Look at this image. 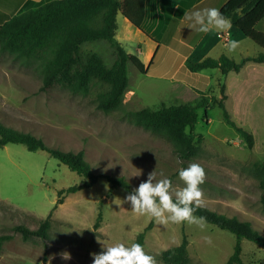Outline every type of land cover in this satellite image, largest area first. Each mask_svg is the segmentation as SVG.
<instances>
[{
  "label": "rangeland",
  "instance_id": "374dc122",
  "mask_svg": "<svg viewBox=\"0 0 264 264\" xmlns=\"http://www.w3.org/2000/svg\"><path fill=\"white\" fill-rule=\"evenodd\" d=\"M256 29L264 31V18ZM236 42L234 50L219 45L209 56L225 55L240 61L262 51L247 37ZM123 46L128 49L126 44ZM135 49L136 44L129 48ZM80 51L82 56L96 52L106 66L115 59L114 49L105 40L84 42ZM162 52L159 50L157 59ZM176 65L160 59L141 73L127 62L123 104L105 112L97 106V96L108 86L97 78L92 79L86 95L74 94L60 84L42 89V74L35 62L25 64L0 51V123L40 137L52 148L82 150L94 174L123 177L130 187L129 191L120 186L110 190L111 183L99 177L90 187L65 192L63 202L56 204L60 189L80 184L84 178L46 150L30 151L19 143L0 146V238L11 236L0 240V264H92L93 253L101 251V243L112 245L122 240L131 244L150 222L143 246L157 264H165L161 251L179 245L184 235L188 264H223L235 243L229 231L203 220V227L186 221L160 223L133 212L130 203L124 201L152 171L157 179L163 178V173L171 178L174 188H183L178 172L191 163H199L206 173L200 185V205L227 217L247 220L264 235V189L253 172L254 163L264 162V66L247 62L239 72L227 74L218 68L196 73L185 68L189 78L185 70L178 73L174 80L180 86L177 92L171 80L159 77L169 75V69ZM181 82L202 89L199 96L194 98L185 92ZM223 95L231 117L253 134L251 148L226 123L223 109L213 102ZM202 96L208 105L196 109V123L192 129L186 128L199 150L188 159L179 158L168 139L135 125L128 114L145 107L194 104ZM114 200L122 203L117 205ZM99 214V226L94 228ZM48 215L47 238L30 235L25 240L14 229L16 225L36 229ZM241 246L244 264H264L261 246L247 239ZM64 252L71 258L63 259Z\"/></svg>",
  "mask_w": 264,
  "mask_h": 264
},
{
  "label": "trees",
  "instance_id": "16d2710c",
  "mask_svg": "<svg viewBox=\"0 0 264 264\" xmlns=\"http://www.w3.org/2000/svg\"><path fill=\"white\" fill-rule=\"evenodd\" d=\"M145 2L146 0H48L22 13L14 14L0 24V51L11 54L25 64L35 62L42 74V89L60 84L74 94L86 95L92 79L97 78L108 86L107 90L98 94L97 106L105 112L112 111L119 108L124 101L128 85L127 62H131L141 73H146L150 66V63L145 66L136 55L127 53L119 44L115 38L116 15L121 11L134 27L141 29L145 17ZM220 11L244 37L255 42L262 51L254 56H245L240 61L225 55L217 58L205 57L199 61L188 60L184 68L190 72L218 68L223 74H227L229 71H240L247 62H264V31L256 29V25L264 18V0H224ZM94 40H105L114 49L115 59L110 66H106L96 52L81 55V45ZM225 98L223 95L220 100L213 102L223 109L226 123L251 148L254 144L253 134L231 117L225 108ZM207 105L208 100L202 96L194 104L161 105L157 109L145 107L129 111L128 114L135 125L165 137L172 143L179 158L188 159L198 153L199 146L186 128L192 129L196 123V109L206 108ZM7 143L23 144L30 151L46 150L52 157L84 178L80 184L60 189L56 204L63 202L62 195L65 192L90 187L99 177H104L111 183L110 190L116 186L130 190L123 177L107 173L94 174L82 150L73 152L52 148L40 137L0 123V146ZM253 172L259 186L264 189V162L254 163ZM193 214L235 236L233 251L223 264H244L241 258L243 239L264 249V235L255 230L247 220L227 217L203 205L195 207ZM100 218L99 214L94 228L99 226ZM151 225L152 222L136 235L133 242L144 245L145 233ZM49 227L50 215L42 220L36 229L24 225H16L14 229L26 240L30 235L47 238ZM10 237L6 235L0 240ZM187 244L184 235L179 245L161 251V260L165 264H188ZM43 260H46L45 256Z\"/></svg>",
  "mask_w": 264,
  "mask_h": 264
},
{
  "label": "crops",
  "instance_id": "0c3cea01",
  "mask_svg": "<svg viewBox=\"0 0 264 264\" xmlns=\"http://www.w3.org/2000/svg\"><path fill=\"white\" fill-rule=\"evenodd\" d=\"M46 1L48 0H0V24L10 16L22 13ZM223 3L224 0H146L145 17L141 23V29L134 27L121 11H118L115 38L123 48V43L126 44L128 49L124 48V50L136 55L145 66L149 63L152 65L160 59L177 64L169 69V75H159V77L171 80L173 90L177 91L176 89L180 86H177L174 80L178 78L181 70H185L184 66L188 60L199 61L210 57V53L219 45L227 46L231 41L243 39L242 33L233 25L224 31H218L212 27L206 33L198 31V25L187 26L192 22L185 18V13L212 7L220 9ZM133 43L136 44L135 52L129 50L133 48ZM161 49L163 50L162 55L160 59H157L156 56ZM254 65L263 67L264 62L254 63ZM185 72L186 70L183 73ZM185 76L189 78L186 73ZM180 85L194 98H197L200 94L199 90H202L187 82L184 84L181 82Z\"/></svg>",
  "mask_w": 264,
  "mask_h": 264
},
{
  "label": "clouds",
  "instance_id": "9594fccd",
  "mask_svg": "<svg viewBox=\"0 0 264 264\" xmlns=\"http://www.w3.org/2000/svg\"><path fill=\"white\" fill-rule=\"evenodd\" d=\"M184 15L187 20L192 22L187 26L198 25V31L202 33L208 32L212 27L218 31L228 30L232 27V21L215 7L196 10ZM227 47L229 51L234 50L237 47V42L231 41ZM178 175L185 184L180 189L173 187L171 178L163 176L161 173L163 178L157 179L156 173L152 171L146 180L141 181L132 192L124 197V201L130 203L133 212L147 215L160 223L186 221L203 227V218L196 217L193 213L195 207L200 206L203 195L200 185L205 181V169L199 163H191L187 168H181ZM114 202L119 205L122 200H114ZM62 256L65 260L71 258L68 252H64ZM92 264H157V261L141 243L127 244L121 240L112 245L101 243V251L93 253Z\"/></svg>",
  "mask_w": 264,
  "mask_h": 264
}]
</instances>
